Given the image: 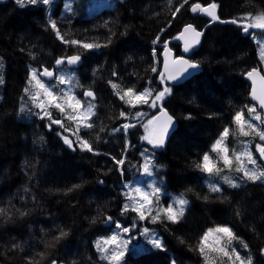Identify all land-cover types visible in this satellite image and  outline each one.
<instances>
[{
    "label": "trees",
    "instance_id": "1",
    "mask_svg": "<svg viewBox=\"0 0 264 264\" xmlns=\"http://www.w3.org/2000/svg\"><path fill=\"white\" fill-rule=\"evenodd\" d=\"M192 1L117 0L114 7L86 15L87 0H80L77 12L61 15L59 5L51 18L44 4L21 7L16 0L0 1V52L4 56V60L0 57L4 81L0 84V264L106 262L98 254L96 243L102 240L101 235L105 238L111 234L114 211L121 205L120 193L128 187L124 180L140 179L146 155L152 157L155 173L168 176L167 182L158 186L167 184L193 202L178 223L163 216L146 222L164 236L165 250L150 246L143 251V237L139 242L131 237L130 246L139 245L126 252L121 264L131 255L137 260L127 261L130 264L172 263V259L176 264H206L212 241H206V255H202L198 250L201 238L221 226L232 228L238 238L232 243L240 255L255 252L258 264H263L264 183L247 182L238 189L226 185L212 192L209 179H204V172L197 167L224 128L231 133L237 126L235 114L243 112L246 116L251 104L246 74L261 66L255 40L233 23H215L207 28L201 47L192 57L200 64V73L171 87L173 92L163 101L178 121L165 151H154L143 139V122L159 107H147L144 117H137L142 104L131 107L116 95V91L128 88L142 92L169 86L160 78L163 46L168 41L181 55L176 36L182 27L186 23L200 29L208 26V19L191 11L193 2L206 0ZM217 1L222 19L242 21L241 17L249 13L264 12V0ZM49 20L56 22L65 39L107 46L85 50L65 44ZM73 54L83 57V65L77 70L76 95L82 102L96 101L98 108L91 121L94 126L81 135L77 132L92 144V152L82 150L78 138H72L75 142L69 147L64 142L70 134L67 128L52 124L46 117L41 119L43 113L25 93L26 88L33 92L29 85L31 66L51 67L57 59ZM109 81L119 88L114 90ZM86 90L96 94L94 100L84 96ZM48 111L56 120L59 111L54 107ZM131 119H135L131 122L134 127L125 133L122 125ZM143 143L142 155L137 147ZM123 158L121 174L116 161ZM164 205L167 208L165 201ZM143 221L138 217L135 224L143 226ZM61 232L67 235L61 237ZM212 252L217 254L216 263L230 264L222 253Z\"/></svg>",
    "mask_w": 264,
    "mask_h": 264
},
{
    "label": "snow or ice",
    "instance_id": "2",
    "mask_svg": "<svg viewBox=\"0 0 264 264\" xmlns=\"http://www.w3.org/2000/svg\"><path fill=\"white\" fill-rule=\"evenodd\" d=\"M16 3L19 4L21 7L24 6L25 0H16ZM27 3L35 5L37 3H43L44 5H48L51 3V0H27ZM188 0H184V4H187ZM67 7V6H66ZM183 7V4L180 5V7L176 8L173 12V16L176 15L180 11V8ZM218 5L216 3H211L208 6H202L199 3H194L191 6V11L193 13L196 12H202L204 14H207L213 21L219 20V17L216 14V9ZM245 21H248L246 24L243 25V31L248 32L249 29L255 28V29H261L264 30V12L258 13L253 15L252 13L247 14L244 18ZM231 23H238L237 20H232ZM49 26L53 31H55L56 36L58 39H60L65 44H71V45H77L82 47L85 50H91V49H98L102 46L107 45H101L99 43H87V42H81L78 40H68L65 39V37L61 34L59 28L57 27V24L53 20H49ZM185 34H191V40L185 39V45H184V51L188 52L191 48H193L195 45L200 43V37L202 36V32L197 31L192 25L185 26L183 32L181 33L180 37L183 39L185 37ZM159 37H157V40ZM111 42L110 40L108 41ZM156 41H154L155 43ZM166 51H167V45H166ZM170 54V53H169ZM260 55L261 59L264 60V43L260 45ZM81 57L80 55H73L70 57H62L60 59L56 60L57 65H62L65 62L69 65H74L80 61ZM171 65L173 66H179L178 70L173 72L170 70L169 62L166 61L165 63V72L167 73V76L165 77L164 74H161V80L163 82L164 79H172L175 80L179 75H182L184 72H186L189 68H197L198 64L194 63L192 61L186 60L183 57H177L174 60L170 61ZM152 71H156L155 68L152 69ZM54 73L52 71H49L48 69H44L42 72L38 74L37 70L33 69L30 73L29 78V85L32 88H35L36 91L30 92L29 88L25 89V93L28 94L32 100V102L36 105L37 108L41 110L43 115L41 116V119L48 118L52 124H60L61 127H63V122L60 120L52 119L51 113L48 111L49 107H54L58 111H60L62 114H64L67 119L74 120L77 122V132L80 130V127L85 128H92L94 125L90 122L92 117L95 116L94 108L95 105L92 103H89L87 107H84L79 99H77L74 95L71 94V89H69L67 92L63 94V96L58 97L56 93L53 91V89L49 86H47L39 77L40 76H46V77H53ZM113 75H116V73H113ZM248 77L250 79H253V82L255 83V78L260 77L261 81H264V77L260 76V73L257 69H252L247 73ZM60 84H71L72 80L71 78H65V76H59L57 77ZM3 77L0 76V84H3ZM112 88L114 90L119 88V85L113 83L112 81H109ZM171 88L170 87H164L160 91H155L153 89L146 88L143 92H136L133 88H128L126 90H120L116 91V95L119 96L121 100H124L125 103L129 104L131 107H136L140 104H147L150 107L160 108V116L154 117L153 120L149 121V125L153 124L154 121H159L161 117H164V123L162 126H160L159 131L155 136L153 137V134L150 133L149 135H146L143 137L144 140L148 141L149 144H152L154 147H162L165 142V136L168 133L169 127L172 125V117L167 114V112L162 107V102L164 101L165 97L169 94H171ZM84 95L86 97H89L91 99H95V93L92 90H86L84 92ZM252 96L254 99L259 101V105L262 109H264V93L261 95H257L255 88H253ZM68 110H71V114ZM248 113L250 115H254V119L261 121V123H264V118L261 117L259 113H256L255 107H249ZM120 115L122 117H126V113L121 112ZM142 113H137L136 116H141ZM234 122L239 127V131L242 135H249L248 131H245V126H247L248 129L255 132L256 135L259 136L261 140H264V131H256L254 125L246 120L244 118L243 112H237L234 116ZM51 126V125H49ZM131 127H134L133 124H124L122 125V128L124 129L125 133H127V130ZM146 130H147V126ZM67 131V129H65ZM120 129H115L114 131H119ZM229 128L225 127L223 132L220 134V138L217 139L215 144L213 145V151L217 152L222 161L224 166L231 167L233 164V159L237 162L236 171L241 172L243 174V178H246L248 181L251 182H264V169H260L257 166L256 160L253 158L252 153L250 152H241V153H232V156H229V149L225 143L229 136ZM80 142V147L82 150H87L89 152L94 151L92 144L82 137H77ZM64 142L68 144L69 147H72V142L68 140L66 137L64 138ZM257 150L260 152L261 158H264V146L257 145ZM143 155V153H142ZM242 157L246 158L247 164L252 165V168H248L246 164L244 163V160ZM118 165L124 164V159H120L116 161ZM151 166L152 161L149 158H145V163L143 164V171L145 174L151 175ZM198 168H200L201 171L206 172L208 174H218L222 169L218 168L215 163L212 162L211 158L208 154H205L203 156V161L201 164L197 165ZM122 170V169H121ZM224 180L226 183H228L231 187L237 188L240 187L239 184L232 181L229 177L225 176ZM78 187V185L76 186ZM210 191L212 192H219L221 189L215 185L210 184L209 185ZM160 193V188L156 186H152L151 193L144 191L142 188L136 187L133 188L131 193L128 194V199L131 201V204H125L123 207V212H128L129 210L136 212L140 220H144L146 218L145 213L147 212L150 216L153 222H156L163 218H165L167 221H170L172 223H178L179 220L184 215V209L185 206L188 204V201L184 198H178L175 201V207L173 205H168L167 208H161L158 209L155 212V215H152V196H157ZM137 196L139 199H137ZM0 212H3V209H0ZM109 220H111V217H108ZM117 228L122 229L124 233H128L130 231L129 228H123L122 225L117 223ZM135 227V225H133ZM149 233L148 229H144V234L147 235ZM213 233L216 234H222L223 238H226L225 244L231 245V242L234 239H238L232 230L228 227H217L215 229H210L207 233L204 234V236L201 238V243L198 247L199 252L202 255H206V241L208 240L209 236H211ZM61 237L67 235L65 232H61ZM221 236L217 235L215 238L214 246L208 249L209 251H215L222 253L224 257L228 258V261L230 264H253V259L251 256L243 257L240 255V253L235 249L232 248L231 251L228 250L226 246L220 245ZM150 244L153 248L159 249V250H165L164 244L162 240L159 237L153 236L150 239ZM245 248L248 247L247 244L244 245ZM96 249L99 253H101V259L106 260L109 262V264H121V262L125 258L126 250H127V242H121L120 235L119 234H113L112 236L102 239L100 241H97L96 243ZM264 252V250H262ZM52 264H56L55 261L52 262ZM172 264H176L175 260L172 261ZM206 264H210L208 261V258L206 256Z\"/></svg>",
    "mask_w": 264,
    "mask_h": 264
},
{
    "label": "rangeland",
    "instance_id": "3",
    "mask_svg": "<svg viewBox=\"0 0 264 264\" xmlns=\"http://www.w3.org/2000/svg\"><path fill=\"white\" fill-rule=\"evenodd\" d=\"M116 2H117V0H87V7L85 8V14L86 15H93L95 12H97V11H99V10H101V9H104V8H108V7H114L115 6V4H116ZM29 4V3H28ZM38 4V3H37ZM41 4V3H40ZM79 4H80V0H65V2H64V4L62 5V7H60V13L62 14H64V15H66V14H72V13H74V12H77L78 11V8H79ZM30 5H32V4H30ZM67 6V7H66ZM253 37H254V39H255V41H256V44H257V48H258V55H259V58H260V60H261V63H262V68H263V70H264V60H262L261 59V55H260V45L262 44V43H264V34L263 33H261V34H253ZM36 70V69H35ZM59 71H58V75L59 76H65V78L67 79V78H71V80H72V83L71 84H60V83H58L57 85H58V88H57V90H54V92L56 93V95L58 96V97H60V96H63V94L65 93V92H67L69 89H71V94L72 95H74L77 99H79L78 97H77V95H76V92H78V82H77V71H73V70H71L69 67H62V68H59L58 69ZM47 86H49V87H53V85L52 84H48L47 82H46V80H43L41 77H39ZM53 84L54 85H56V82H53ZM32 88V87H31ZM33 91V90H32ZM34 92V91H33ZM80 100V99H79ZM81 101V100H80ZM96 102V101H95ZM95 102H93V101H91V100H86V101H84V102H82L81 101V103H82V105L84 106V107H87V105L89 104V103H92V104H94L95 105V108H97V106H96V104H95ZM147 107H150L149 105H147V104H142V106H140V109L142 110L141 112H139V113H142V117H144V115H145V113H147L148 112V109H147ZM94 110V109H93ZM69 111V113L71 114V110H68ZM254 115L255 114H252V115H250L249 113H248V117H247V120L249 121V122H251L253 125H254V127L259 123V121L258 120H255L254 119ZM64 118V119H63ZM56 120H60V121H62L63 122V125L67 128V130L70 132V134H67V136H66V138L68 139V140H70L71 142H73V140H72V138L73 139H76L77 137H78V133H77V127H78V124H77V122L76 121H74V120H69V119H67V117L64 115V114H62L60 111H59V114H57V116H56ZM133 120H135V119H131V122L133 121ZM145 120V118H143V121ZM149 121L150 120H147V121H145L144 123H143V126H144V128H145V133H146V135H149L150 133H151V125H149ZM91 122V121H90ZM145 126H147V130H146V127ZM83 128H85V127H80V129H83ZM255 129H256V131H259V129L258 128H256L255 127ZM245 131H250V129H248L246 126H245ZM258 139H260L259 138V136H258ZM261 140V139H260ZM144 143H145V140H144ZM144 143L142 144V145H138V147H137V151H138V153H142V146H144ZM147 145V144H146ZM151 145V144H150ZM213 149V148H212ZM245 151H247V152H250V153H252L250 150H243L242 152H245ZM238 153V152H237ZM144 154H145V152H144ZM229 154V156L231 157L232 156V153L231 152H229L228 153ZM252 156H253V154H252ZM146 157H147V155H146ZM148 158L149 159H151V161H152V157H149L148 156ZM253 158H254V156H253ZM242 159L244 160V163L246 164V166L248 167V168H252V166L250 165V164H247V160H246V158H244V157H242ZM255 159V158H254ZM212 160V162L213 163H215L216 164V166L218 167V168H220V169H222V170H225V171H229V170H231V172H232V170H236V167L238 166L237 165V162L233 159V164H232V166L231 167H226V166H224V164H223V161H222V159H221V157H220V155L217 153V157H216V159L214 160V159H211ZM221 170V171H222ZM143 171V170H142ZM204 174V179L206 178V173L204 172L203 173ZM231 180L232 179H235V183H237V184H239V180L238 179H241V177L239 176V175H237V176H230L229 177ZM167 180H168V176L166 175V174H164V173H155L154 171H153V169H152V166H151V175H148V174H145L144 173V171H143V173H142V176L140 177V179L138 180V181H132V180H130V181H125L124 182V184L126 185V186H128L127 187V189H125L123 192H122V198H123V200L122 201H118V204H120L121 203V205H120V213H117L116 214V219H115V223H114V225H115V227H114V229L111 231V234L109 235V236H107V237H105V238H108V237H110V236H112L113 234H119L120 235V239H121V242H127V250H126V252H128L130 249H132L134 246H138L139 244H135L134 246H130V239H131V237H135V240L137 241V242H139L140 241V238L138 237L137 238V234H135V233H133V231L132 230H140V231H144V229H146V227L143 225V226H141V225H136L135 227H133V226H130V223H128L127 222V220H126V217L125 216H129V217H132V219H133V221L135 222L136 221V219L138 218V215H137V213L136 212H133V211H131V210H129L128 212H123L122 210H123V207H124V205L125 204H131V201L128 199V195H127V193L129 194V193H131V191H132V189L133 188H136V187H139V188H142L144 191H146V192H149V193H151V191H152V186H156V187H159L160 188V193L158 194V197L157 196H152L151 197V199H152V201H159V199L160 198H163V197H167V196H169V197H171V199L170 198H168L167 200H166V206L168 207V205H173L174 207L176 206L175 205V203L174 202H172V201H176V199H178V198H180L181 196H180V194H178V193H176V192H174V191H172L171 189H169L168 188V186H167V184L166 185H163V188H162V186H158L159 184H163L165 181L167 182ZM119 193H120V191H119ZM137 199H139V197L137 196ZM151 208H152V205H151ZM164 208V207H163ZM158 209H153L152 208V213H153V215H155V212L157 211ZM145 216H146V218L145 219H147L148 218V216H149V214L146 212L145 213ZM117 223H119L120 225H122L123 226V228H129L130 229V231L128 232V233H124L123 231H122V229H119V228H117L116 227V225H117ZM136 223V222H135ZM228 228H230V229H232L230 226L228 227ZM233 232V231H232ZM217 235H220L222 238H221V240H220V245L221 246H226L227 248H228V250H230L231 251V249L232 248H235L236 250H237V248H236V246L232 243V242H234V240L231 242V245H226L225 244V240H226V238H223V236H222V234H216V233H213L211 236H209V240L210 241H212L211 242V245H212V247L214 246V243H215V238H216V236ZM153 236H155V237H159L160 239H161V235L160 234H158V236H157V233L155 232V231H152V232H149L148 234H147V238H149V239H151ZM239 236V235H238ZM100 239H105L102 235L99 237ZM162 240V239H161ZM245 240V239H244ZM162 242H163V240H162ZM163 244H164V242H163ZM254 251V250H253ZM98 252V251H97ZM98 254H101V253H99L98 252ZM207 255H209V258H208V261L210 262V264H218V263H216L213 259L214 258H217V254H215L214 252H212V251H208V253H207ZM253 255H254V259H255V261H257V259H258V257L256 256V254H255V252L253 253ZM141 257H142V255H141ZM246 257H248V256H245V258ZM140 258V257H139ZM135 261V260H137L134 256H130L126 261H125V264H130L129 262L127 263V261ZM106 261V260H105ZM106 262H108V261H106ZM189 262H191V261H189ZM258 262V261H257ZM122 263V262H121ZM261 263H263L264 264V260L261 262ZM91 264H95V263H91ZM160 264H172L171 263V260H169V261H166V262H162V263H160ZM224 264V263H223Z\"/></svg>",
    "mask_w": 264,
    "mask_h": 264
},
{
    "label": "water",
    "instance_id": "4",
    "mask_svg": "<svg viewBox=\"0 0 264 264\" xmlns=\"http://www.w3.org/2000/svg\"><path fill=\"white\" fill-rule=\"evenodd\" d=\"M194 3H199V4H201L202 6H205V7L211 4V3H210V4H207V5H204V4H202L201 2H194ZM194 3H193V4H194ZM191 6H192V5H191ZM192 13H193V12H192ZM193 14H194V15L201 14V15L204 16L205 18L208 17V18L211 19V17H209L207 14H204V13L199 12V11L196 12V13H193ZM216 14H217V16L219 17V12H218L217 9H216ZM216 21L221 22V23H231L232 20H221L220 17H219V20H216ZM216 21H212V23H214V22H216ZM212 23H211V24H212ZM245 24H246V23H245ZM187 25H192L197 31L202 32L203 34H202V36L200 37V43L197 44V45H195V46H194L193 48H191L188 52H185V51H184L185 39H187V40H191V34H185V37H184L183 39H181V38H179V37H180L181 33L183 32L185 26H187ZM252 29H255V28H251V29H249V31L252 30ZM245 34H246V32H245ZM204 35H205V30H199V29H197V28L195 27L194 24L190 23V24H186V25H184V26L182 27L180 33H179L178 36H177V40L179 41V43L181 44V47H182V55H181V56H177L175 50L172 49V47L170 46L169 43H167V51H166V46H165V48H164L163 51H162L163 65H162V72H161V74H164L165 77L167 76V73L165 72V63H166V61L169 62L170 70L173 71V72L177 71L179 66H173V65H171L170 61H171V60H174V59L177 58V57H183V58L186 59V60H189V61H192V62L198 64V67H197V68H194V69H193V68H189V69H188L186 72H184L182 75H179V76L177 77V79H175V80H172V79H166L170 84H172V85L181 84V83L185 82L186 80H188L189 78H191L192 76H194V75L200 73V71H201V66H200V64H199L198 62H195L194 60L190 59V56H191V54H192L195 50H197V49L201 46V44H202V42H203ZM169 53H170V54H169ZM71 56H73V55H71ZM69 57H70V56H69ZM80 57H81V56H80ZM65 63H66V62H65ZM65 63H64V64H65ZM82 64H83V59H82V57H81V59H80V61H79L78 63H76V64H74V65H69V64H68V66H69V67H72V68H79ZM62 65H63V64H62ZM62 65H57V64H55V67H60V66H62ZM45 69H46V68H45ZM255 69H257V70L259 71L261 77H264L262 71H261L259 68H255ZM48 70H49V69H48ZM49 71H50V70H49ZM52 72L54 73L53 77H51V78L46 77V76H43V77L46 78V79H48V80H52V79H54L55 76H56V74H55L54 71H52ZM247 77H248V75H247ZM248 78H249V77H248ZM249 79H250V78H249ZM250 81H251V84H252V85H251V91H250V100L253 101V102H257V103L259 104V101L253 98V96H252V92H253V88H255L257 95H261L262 93H264V81H261L260 77H256V78H255V83L253 82V79H250ZM259 106H260V105H259ZM163 109L167 112V114H168L169 116L172 117V125L169 127L168 133H167L166 136H165V142H164V145H163L162 147H154L157 151H160V150H163L164 148H166V146H167V144H168V141H169V139H170V136H171V135L175 132V130L177 129V124H178L176 118H175L172 114H170V112H169L166 108H163ZM157 116H160V111L155 115V117H157ZM164 120H165V118H164V117H161V119H160L159 121H154L153 124H151V125H152V134H153V137L155 136V134L158 133L160 126H162V124L164 123ZM55 262H56V264H66V263H64V262H61V263H59V262H57V261H55Z\"/></svg>",
    "mask_w": 264,
    "mask_h": 264
},
{
    "label": "bare ground",
    "instance_id": "5",
    "mask_svg": "<svg viewBox=\"0 0 264 264\" xmlns=\"http://www.w3.org/2000/svg\"><path fill=\"white\" fill-rule=\"evenodd\" d=\"M193 1H194V0H193ZM193 1H192V2H193ZM192 2H191V3H192ZM193 3H194V2H193ZM101 22H102V21H101ZM106 22H107V23H111L112 21H111V22H108V20H107ZM102 25H104V24H102ZM106 25H107V24H106ZM99 26H100V25H99ZM107 26H108V25H107ZM107 26H105V27H107ZM209 26H211V25H208V27H209ZM100 27H101V26H100ZM208 27H207V28H208ZM102 28H103V26H102ZM102 28H101V29H102ZM207 28H204L203 30L206 31ZM103 29H104V28H103ZM100 32H101V31H100ZM48 44L50 45V43H48ZM45 46H46V45H45ZM50 46H52V45H50ZM50 46H49V47H50ZM143 46H144V45H143ZM47 47H48V46H47ZM49 47H48V48H49ZM52 47H53V46H52ZM43 48H44V46H43ZM50 48H51V47H50ZM139 48H140V47H139ZM143 48H144V47H143ZM44 49H45V48H44ZM140 49H141V48H140ZM42 50H43V49H42ZM51 50H54V49L52 48ZM44 51H45V50H44ZM47 51H48V50H47ZM47 51H46V52H47ZM51 52L53 53V51H51ZM197 52H198V51H197ZM105 53H106V52H105ZM45 54H46V53H44V55H45ZM50 55H51V54H49V56H50ZM73 55H78V54H73ZM104 55H105V54H104ZM179 55H180V54H179ZM181 55H182V54H181ZM193 55H194V54H193ZM47 56H48V55H47ZM70 56H71V55H70ZM98 57H99V56H97L96 58H98ZM192 57H193V56H192ZM102 58H105V56L102 57ZM94 59H95V58H94ZM97 60H98V59H97ZM100 60H101V59H100ZM105 60H106V59H105ZM102 61H103V59H102ZM94 62H95V61H94ZM96 62H97V61H96ZM96 62H95V63H96ZM99 62H100V61H99ZM104 62H105V61H104ZM102 63H103V62H102ZM99 64H100V63H99ZM103 64H104V63H103ZM103 64H101V65H103ZM97 65H98V63H97ZM101 65H99V67H101ZM118 65H119V64H118ZM115 66H117V65H115ZM112 69L114 70V68H112ZM112 69H111V70H112ZM115 69H116V67H115ZM108 70H109V69H108ZM109 72H110V71H109ZM123 72H124V71H123ZM123 72H122V73H123ZM106 74H107V73H106ZM186 82H187V81H186ZM173 88H174V87H173ZM171 90H172V89H171ZM171 92H173V91H171ZM172 94H173V93H172ZM109 221H110V220H109ZM262 256H264V252H262Z\"/></svg>",
    "mask_w": 264,
    "mask_h": 264
},
{
    "label": "flooded vegetation",
    "instance_id": "6",
    "mask_svg": "<svg viewBox=\"0 0 264 264\" xmlns=\"http://www.w3.org/2000/svg\"><path fill=\"white\" fill-rule=\"evenodd\" d=\"M209 25V24H208ZM208 27V26H207ZM207 27H205V28H207ZM210 27V26H209ZM203 30V29H202ZM207 30V29H206Z\"/></svg>",
    "mask_w": 264,
    "mask_h": 264
}]
</instances>
